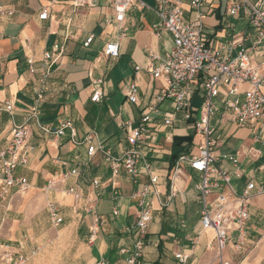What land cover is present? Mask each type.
Returning a JSON list of instances; mask_svg holds the SVG:
<instances>
[{"label":"crops","instance_id":"1","mask_svg":"<svg viewBox=\"0 0 264 264\" xmlns=\"http://www.w3.org/2000/svg\"><path fill=\"white\" fill-rule=\"evenodd\" d=\"M138 1L145 6L134 5L123 23L116 25L108 0H96V6L81 8L73 6L72 0H0V7L13 12L0 17V101L9 100L14 109L11 116L0 113V149L8 145L12 125H26L28 143L34 147L28 153L27 164L16 169V175L27 179L28 188L0 200V264H4V250L27 255L26 264H96L100 258L107 264H123L124 256L119 250L131 248L136 240L132 226L137 208L129 195L148 184V177L140 175L133 182L121 170L113 184L108 164L98 154L87 156L88 144H74L68 132L59 138L44 135L29 117L35 106L38 121L45 128L55 130L60 123L70 121L77 141L95 133L94 143L101 142L113 156L122 155L128 146L121 124L136 125L151 93L162 85L145 73L148 54L163 57L172 46L168 33L152 29L158 23L155 0ZM169 1L182 8L186 19L195 17L190 0ZM232 1L202 3L204 36L213 47L240 42L249 47L254 39L242 13H226ZM44 9L48 18L39 20ZM89 36L93 39L84 46ZM110 41L118 45V56L113 59L102 54ZM54 44L62 45L63 53L41 86L38 72L30 73L27 61L32 59L38 68L43 53L51 51ZM224 54L232 58L236 49ZM261 60L264 46L254 57L255 62ZM135 67L140 68L138 73ZM97 80L101 81L102 97L93 103ZM132 83L137 87V104L126 100ZM193 103L199 105L196 98ZM169 111V104L161 107L162 116L155 119L153 127L157 141L146 154L157 177L158 196L150 197L153 219L144 237L140 263L175 264L174 254L182 251L188 256V264H209L215 261L216 253L212 249L213 233L202 231L199 222V176L187 164H181L176 171L178 159L196 154L202 138L179 115L172 126H164L162 118ZM211 126L217 143L216 163L231 177L233 189L240 192L248 182L264 183V126L250 123L237 128L231 123L229 112L220 107ZM179 138L190 140L178 144ZM228 157L235 158L236 164ZM72 168L79 171L78 177L54 188L47 187L54 176ZM93 180L99 182L97 187L92 185ZM70 187L76 189L78 198L67 193ZM172 191L175 195L169 198ZM49 203L55 205L63 219L56 228L49 220ZM248 211L242 249H235L236 233L230 231L222 252L231 264H264V195L255 196ZM91 228H97L98 233L95 241L88 244ZM61 246L67 252L76 246L70 262L33 258L38 251L48 249L54 254ZM34 249L37 252L32 256Z\"/></svg>","mask_w":264,"mask_h":264},{"label":"built area","instance_id":"2","mask_svg":"<svg viewBox=\"0 0 264 264\" xmlns=\"http://www.w3.org/2000/svg\"><path fill=\"white\" fill-rule=\"evenodd\" d=\"M205 0H190V7L194 10L195 17L186 19L182 8L169 0H155L154 12L158 23L152 29L166 32L171 36L172 46L163 56L149 53L145 73L152 81H161L162 85L155 89L144 106L136 125L123 122L121 128L126 133L127 148L122 155L113 156L109 149L95 142L96 134L85 135L82 141L76 140V131L70 121L59 124L55 130L42 126L38 121L37 108L30 110L29 119L33 120L39 130L48 136L59 138L68 132L70 140L78 145L88 144L87 156L96 154L106 162L111 171L112 183L115 184L121 170L136 182L140 175L148 177L149 183L132 191L129 199L135 203L137 214L132 226L136 240L131 248L123 247L119 253L124 256L123 264H141L140 257L144 247V237L152 222V208L150 197L158 196L156 185L157 177L153 175L151 164L146 160V154L151 151L157 141V133L153 131L155 119L161 115V107L169 104L170 111L162 118L164 126L170 127L175 116L191 123L194 133L202 138L196 154L181 156L176 163V171L181 164L187 166L199 176L196 190L200 205L199 222L202 231L213 233L212 249L216 253L215 261L209 264H231L230 260L222 257V252L228 240L230 231L236 233L235 249L241 250L245 240L246 224L249 219V205L255 196L264 195V183L248 182L240 192H236L231 184L229 174L217 165L214 149L217 145L214 139V128L211 119L219 107L229 112L231 123L241 128L250 123L264 126V60L255 62L254 57L261 52L264 46V0H233L227 6L226 13L236 16L242 13L248 26L252 29L254 39L249 47L242 43L213 47L206 42L202 24L200 8ZM77 8L96 6V0H72ZM113 13V23L120 25L125 20L126 13L134 6L144 7L145 4L138 0H108ZM10 10L0 7V17L11 16ZM39 20L48 18V11L42 10L38 15ZM93 37L89 36L84 46L91 43ZM63 46L54 44L51 51L43 53L39 67L28 59L30 73L39 74V83H44L53 66L63 53ZM236 49V55L229 57L224 51ZM105 58L113 59L118 56V45L114 41L107 42L102 50ZM140 71L139 67L134 68ZM91 101L98 103L102 97L101 81L94 82ZM194 98L199 102L193 103ZM126 100L129 104H137V87L134 83L127 89ZM13 105L9 100L0 101V113L12 115ZM9 143L0 149V200H6L13 192H24L28 188V181L16 175L18 166L28 162V153L34 147L28 143L29 132L26 125H12L9 129ZM258 152V151H256ZM233 164L236 159L227 158ZM79 176V171L72 168L64 173L54 176L48 181L47 187L54 188L64 184L69 178ZM97 187L99 182L92 181ZM67 193L78 198L74 187L67 189ZM172 191L169 198L174 197ZM163 206V205H162ZM47 211L50 223L58 227L63 223L55 205L49 203ZM117 215V211L113 212ZM99 220H95L98 224ZM98 230L91 228L87 243H93ZM37 249L30 252L35 255ZM1 260L4 264H26L28 256L17 254L8 250L2 252ZM175 264H188V256L182 251L174 254ZM96 264H107L100 258Z\"/></svg>","mask_w":264,"mask_h":264},{"label":"rangeland","instance_id":"3","mask_svg":"<svg viewBox=\"0 0 264 264\" xmlns=\"http://www.w3.org/2000/svg\"><path fill=\"white\" fill-rule=\"evenodd\" d=\"M197 105L198 103L195 104V106ZM75 250H76V246L74 247V249H72L71 252H67L65 249L63 250V246H61L58 250H56V252H54V254L51 253L52 252L51 249H48V252L38 251L37 255L33 258L35 260H40V261L43 260L45 262L46 260H50V261L52 260L54 262H70L76 253Z\"/></svg>","mask_w":264,"mask_h":264},{"label":"trees","instance_id":"4","mask_svg":"<svg viewBox=\"0 0 264 264\" xmlns=\"http://www.w3.org/2000/svg\"><path fill=\"white\" fill-rule=\"evenodd\" d=\"M184 140H190V138H179V139H176L177 143L178 144H181Z\"/></svg>","mask_w":264,"mask_h":264}]
</instances>
